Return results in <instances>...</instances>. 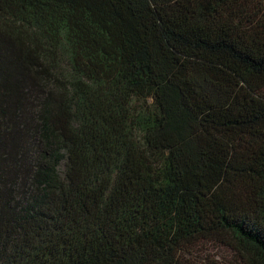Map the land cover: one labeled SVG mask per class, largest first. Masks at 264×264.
<instances>
[{
	"label": "trees",
	"instance_id": "obj_1",
	"mask_svg": "<svg viewBox=\"0 0 264 264\" xmlns=\"http://www.w3.org/2000/svg\"><path fill=\"white\" fill-rule=\"evenodd\" d=\"M0 264H264V0H0Z\"/></svg>",
	"mask_w": 264,
	"mask_h": 264
},
{
	"label": "rangeland",
	"instance_id": "obj_2",
	"mask_svg": "<svg viewBox=\"0 0 264 264\" xmlns=\"http://www.w3.org/2000/svg\"><path fill=\"white\" fill-rule=\"evenodd\" d=\"M204 250H207V252H209L208 249H206V248ZM223 256H226V254L222 250L212 249L209 252V257L212 258L216 263H218L220 261L222 262L223 260H225L226 258H224Z\"/></svg>",
	"mask_w": 264,
	"mask_h": 264
}]
</instances>
